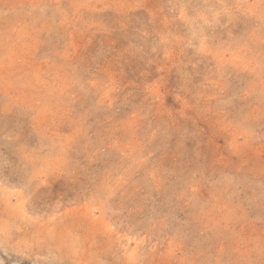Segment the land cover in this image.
<instances>
[{
  "label": "rangeland",
  "instance_id": "rangeland-1",
  "mask_svg": "<svg viewBox=\"0 0 264 264\" xmlns=\"http://www.w3.org/2000/svg\"><path fill=\"white\" fill-rule=\"evenodd\" d=\"M0 264H264V0H0Z\"/></svg>",
  "mask_w": 264,
  "mask_h": 264
},
{
  "label": "bare ground",
  "instance_id": "bare-ground-1",
  "mask_svg": "<svg viewBox=\"0 0 264 264\" xmlns=\"http://www.w3.org/2000/svg\"><path fill=\"white\" fill-rule=\"evenodd\" d=\"M65 251V250H64Z\"/></svg>",
  "mask_w": 264,
  "mask_h": 264
}]
</instances>
